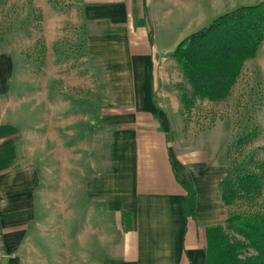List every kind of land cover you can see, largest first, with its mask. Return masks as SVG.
Masks as SVG:
<instances>
[{"label": "crops", "instance_id": "crops-1", "mask_svg": "<svg viewBox=\"0 0 264 264\" xmlns=\"http://www.w3.org/2000/svg\"><path fill=\"white\" fill-rule=\"evenodd\" d=\"M154 2L145 0L144 10L143 0H78L75 21L86 32L90 59L102 60L108 93L92 114L72 116L76 111L68 100L62 139H104V121L110 129L107 168L79 188L82 196L114 214L117 235L106 238L114 256L100 263L206 264L207 229L224 226L227 217L220 190L229 170L226 150L210 156L214 146H192L194 142L186 140L192 137L180 136L181 121L171 123L180 103L168 71L181 70L172 54L183 39L160 49L151 20ZM14 70L12 55L0 53V99L9 92ZM84 121L94 127L89 131L93 137L80 135ZM2 132L3 264H26L24 249L33 241L30 229L40 224L37 202L45 187L37 166L20 158L15 137ZM70 148L64 140L63 149ZM86 243L85 236L80 244Z\"/></svg>", "mask_w": 264, "mask_h": 264}, {"label": "rangeland", "instance_id": "rangeland-1", "mask_svg": "<svg viewBox=\"0 0 264 264\" xmlns=\"http://www.w3.org/2000/svg\"><path fill=\"white\" fill-rule=\"evenodd\" d=\"M263 1L155 0L151 14L155 41L162 50L170 48L219 16ZM77 3L0 0V53L11 54L15 64L9 92L0 99V131L15 137L20 158L37 166L45 187L37 202L40 224L30 229L33 241L28 240L24 249L26 264H104L99 260L114 256L106 242L108 236L117 235L114 214L82 196L79 189L108 166L107 122L103 123L104 139H62L63 105L70 101L76 111L72 116L92 114L90 111L101 106L99 99L108 93L102 60L90 59L86 32L75 21ZM168 74L179 93L180 110L171 123L181 121L180 136L192 137L186 140L197 148L214 146L216 152L209 149L210 156L226 150L225 163L233 172L243 161H264V42L256 57L246 62L237 86L224 101L198 98L189 107L182 101L183 95L191 94L182 71L170 70ZM88 123L79 124L80 135L93 137L89 131L94 127ZM252 133L251 144L237 145ZM64 140L71 143L66 151ZM252 209L264 211V190L252 200L227 207L226 219L232 211ZM230 234L240 238L232 231ZM85 236L87 243L82 247L80 241ZM81 252L87 254V260L80 257ZM249 253L253 250L245 251Z\"/></svg>", "mask_w": 264, "mask_h": 264}, {"label": "trees", "instance_id": "trees-1", "mask_svg": "<svg viewBox=\"0 0 264 264\" xmlns=\"http://www.w3.org/2000/svg\"><path fill=\"white\" fill-rule=\"evenodd\" d=\"M143 4L145 10V0ZM148 35L153 44L152 30ZM263 42L264 1L221 15L183 39L172 54L191 89L190 96L183 95L182 101L191 107L198 98L226 100L237 86L245 63L256 57ZM254 135L239 139L237 145L243 148L251 144ZM220 190L227 207L260 196L264 161H243L235 172L229 168ZM225 222V226L207 229L206 264H264V211H232ZM230 231L240 238L232 237ZM250 249L253 253L245 254Z\"/></svg>", "mask_w": 264, "mask_h": 264}, {"label": "built area", "instance_id": "built-area-1", "mask_svg": "<svg viewBox=\"0 0 264 264\" xmlns=\"http://www.w3.org/2000/svg\"><path fill=\"white\" fill-rule=\"evenodd\" d=\"M4 258H5V252L2 247V237H1V232H0V264H3Z\"/></svg>", "mask_w": 264, "mask_h": 264}]
</instances>
